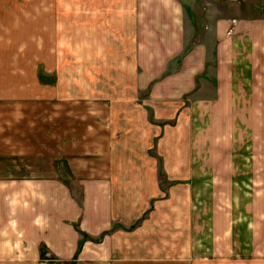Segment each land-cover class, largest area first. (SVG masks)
Returning <instances> with one entry per match:
<instances>
[{
    "label": "crops",
    "instance_id": "1",
    "mask_svg": "<svg viewBox=\"0 0 264 264\" xmlns=\"http://www.w3.org/2000/svg\"><path fill=\"white\" fill-rule=\"evenodd\" d=\"M10 1L1 18L121 20L110 31L131 32L140 70L117 93L91 82L86 96L55 95L52 112L43 107L37 119L12 112L28 104V86L5 87L12 102L0 113V264H264V161L240 163L261 188L239 195L237 162L190 160L214 152L216 122L253 119L254 103L263 105L253 79L260 72L264 87V6L250 14L197 0ZM190 20H205L201 37L214 41L215 65L200 42L165 73ZM206 72L214 95L188 97Z\"/></svg>",
    "mask_w": 264,
    "mask_h": 264
},
{
    "label": "rangeland",
    "instance_id": "2",
    "mask_svg": "<svg viewBox=\"0 0 264 264\" xmlns=\"http://www.w3.org/2000/svg\"><path fill=\"white\" fill-rule=\"evenodd\" d=\"M197 1L203 8L208 5L207 2H213V7H218L220 12L225 13L246 12L245 6L248 7V13H259L263 11L264 6V0H234L237 5H232L233 3L229 0ZM10 2V0H1L0 6L7 10L14 9ZM47 4H49L48 1ZM43 5L42 1L39 7ZM13 16L12 18L0 17V113L8 111L5 105L12 102L3 99L2 93L4 94L6 88L14 85H17L20 90L22 82L29 88L28 104L23 105V109L21 105L14 104L11 106L12 112L24 111L34 114L37 119L36 116L41 114L43 107L45 112H52L54 101L50 98L55 95L86 96L87 84L91 82L95 86L103 84L107 88L106 91L117 93L121 91L117 85L118 82L127 84L139 79L137 73L140 69L134 63L135 42L129 39L131 32L114 34V31H110L121 20H98L97 22V20H69L63 17L36 18V15L31 17L36 19L22 20L18 15ZM190 21L191 32L186 36L184 50L170 60L165 73L178 70L187 52L193 45L200 42L207 43L210 50L206 61L207 66L215 65L214 41L205 35L201 37L205 20ZM103 24L105 26L102 30ZM97 25L100 27L98 31H96ZM122 26L130 28L129 20H123ZM244 75L247 77L248 73L244 72ZM262 76L264 86V74ZM253 80L257 86L254 89L255 100H263V105L254 103L252 106L253 119L216 122L219 123L217 129L221 131V136L217 138L218 143L214 147V152L211 155L202 153L200 158L195 152L190 154L191 161L209 159L212 156L214 160L237 162V171L240 175L234 180L235 190H233L239 195L255 192L261 188V182L255 180L256 182L252 183L249 172L245 173L246 169L241 168L240 164L264 161V87L261 88L260 72L255 73ZM215 86L212 73L206 72L205 75L202 74L197 78V88L187 96L212 97ZM18 89H14V92L17 93ZM124 91L128 90L124 89ZM146 93L147 90L142 93V96ZM13 101L17 102L15 98ZM23 102L25 103L26 100ZM232 109L231 107V111ZM40 120L39 124H41ZM190 121L191 125L193 122H198ZM169 123L174 124V121ZM29 155L30 160L40 157L35 153ZM43 171V169L30 170L31 173ZM59 171L65 175L64 169ZM67 181L72 183L71 180ZM70 187L78 195V186L74 182L70 184ZM240 202L243 203V201Z\"/></svg>",
    "mask_w": 264,
    "mask_h": 264
},
{
    "label": "trees",
    "instance_id": "3",
    "mask_svg": "<svg viewBox=\"0 0 264 264\" xmlns=\"http://www.w3.org/2000/svg\"><path fill=\"white\" fill-rule=\"evenodd\" d=\"M84 237H86V236H83V238L81 239V241H80V243H79V247H80L82 241L85 239ZM100 238H101V237L97 238L96 240H100Z\"/></svg>",
    "mask_w": 264,
    "mask_h": 264
}]
</instances>
